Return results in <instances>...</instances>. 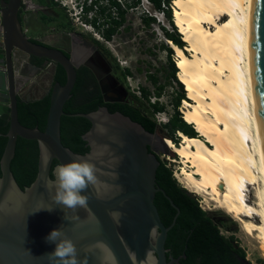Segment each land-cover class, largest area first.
Returning <instances> with one entry per match:
<instances>
[{
	"label": "water",
	"instance_id": "1",
	"mask_svg": "<svg viewBox=\"0 0 264 264\" xmlns=\"http://www.w3.org/2000/svg\"><path fill=\"white\" fill-rule=\"evenodd\" d=\"M22 0H0V121L8 124L6 145L0 158V264H51L47 254L55 243L46 237L53 230L62 231L76 245L79 260L86 264H180L168 256L165 242L174 226L179 209L156 187L158 155H167L165 139L147 132L140 124L121 113H109L106 107L75 116L90 123L81 139L89 151L73 153L60 139L63 108L76 82L77 63L57 49L33 44L24 35L19 10ZM15 51L57 64L66 74L64 85L55 83L49 90V110L44 131L29 129L18 121L17 104L29 80L17 85L20 78L13 70ZM251 57L255 101L264 140V0H254L251 28ZM39 98L33 99V102ZM38 144L37 174L21 190L11 170L17 139ZM43 146V147H42ZM89 159L96 168L97 185H90L81 195L89 197L86 208L66 209L51 200L46 187L53 161L69 163ZM161 192L176 211L165 227L154 204ZM42 207V208H41ZM49 208L51 210H49ZM39 209V210H38ZM111 213H119L114 219ZM156 229L155 235L152 230ZM104 245L107 253L96 245Z\"/></svg>",
	"mask_w": 264,
	"mask_h": 264
},
{
	"label": "bare ground",
	"instance_id": "2",
	"mask_svg": "<svg viewBox=\"0 0 264 264\" xmlns=\"http://www.w3.org/2000/svg\"><path fill=\"white\" fill-rule=\"evenodd\" d=\"M253 4L173 0V24L186 47L167 39L166 44L191 101H184L181 115L204 140L181 133L179 145L166 140L165 146L183 166L177 181L234 218L264 251V140L252 72Z\"/></svg>",
	"mask_w": 264,
	"mask_h": 264
},
{
	"label": "trees",
	"instance_id": "3",
	"mask_svg": "<svg viewBox=\"0 0 264 264\" xmlns=\"http://www.w3.org/2000/svg\"><path fill=\"white\" fill-rule=\"evenodd\" d=\"M6 1V0H5ZM90 1V6H84L83 21L94 27L95 30L100 31L105 41H110L111 38L118 34L119 29L125 23V12L121 10L120 5L116 0H85ZM115 7L118 10V19L114 16L104 3ZM125 3L132 0H123ZM154 8L164 14L169 25L173 28L172 32L167 31L161 27L165 39L171 41L175 46L184 49L186 44L182 41L181 35L177 33L173 24L171 13V0H150ZM137 3L127 5L128 8L135 6ZM94 7L96 10H94ZM94 11L91 19L87 18L88 13ZM143 27L150 28L154 23H157L154 18H143ZM102 27V30L99 28ZM106 27V28H104ZM129 28H124L128 31ZM93 43L99 45L100 43L93 40ZM163 50L167 54L168 68L161 69L164 76V84L158 85V78L154 74L147 73V80L155 87V92H150L147 89L140 88L141 97L133 95L135 101L140 102L144 100L150 110L157 113H164L165 107L158 101L154 104L150 102L152 96L160 99L163 96L165 86H171L173 83L179 86V93L176 94L172 102V107L175 109L174 114L170 117L168 122L164 125L167 126L173 133L180 132L187 137L200 138L194 131L193 127L186 124L182 115L179 112L182 101H188L186 93L183 90V85L177 79L178 70L172 59L173 51L170 47H164ZM144 54H151V51H146ZM139 73L142 71L139 69ZM121 78L124 81L128 76H131L130 70H123ZM66 81L65 71L58 66V70L53 77V83L64 85ZM50 97L49 93L41 99L33 102H24L19 100L17 104L18 121L19 123L29 129H38L44 131L46 118L49 110ZM99 107H106L110 113L119 112L124 116L129 117L132 121L140 124L147 132L154 133L158 126L152 119L144 115L138 108L123 104H103L101 97L96 99L93 103L83 105V108L74 109L71 106H64L63 116L61 117L60 125V139L66 148L75 154L84 155L89 151L85 147L86 143L82 141L81 137L89 128L90 123L81 117L75 116L77 114H89L96 111ZM8 131V124L0 121V158L6 145V133ZM175 145L179 144V138L176 136L170 139ZM38 144L36 141H28L21 138L17 139L15 147V155L11 161V173L21 190L28 187L35 179L37 173V160H38ZM160 161V160H159ZM57 161H53L52 169L57 165ZM1 176V172H0ZM156 183L170 198L173 204L179 209V215L176 219L175 225L168 232L165 242V248L169 250L168 256L179 258L182 255L184 259H180V264H250L245 259L244 251L237 245V241L233 238H225L220 234L218 227L212 220L202 211L197 201L187 191L180 187L172 176V172L166 165L160 161V165L156 171ZM159 202H162L167 209V215L163 216V208H160ZM160 210L162 216V223L168 227L176 211L170 206L169 202L165 200L162 194H158L155 202Z\"/></svg>",
	"mask_w": 264,
	"mask_h": 264
},
{
	"label": "rangeland",
	"instance_id": "4",
	"mask_svg": "<svg viewBox=\"0 0 264 264\" xmlns=\"http://www.w3.org/2000/svg\"><path fill=\"white\" fill-rule=\"evenodd\" d=\"M62 2L70 8V3L68 0H62ZM127 5L128 4L125 3L128 11L125 13L124 25L119 29L118 34L114 35L110 41L102 40L101 43L99 42L100 44L98 46L96 45V55H98V58H100L102 61H105L106 65H108V81L112 88L122 93L124 97L123 102L138 108L144 115L149 116L152 121H154L158 126V135L165 139V141L170 140L171 137L176 136L177 138H179L180 143L181 138L179 136H181V133H173L169 128H167V126H164V124H162L163 122L165 123L167 120H169L175 112V109L172 107V102L176 94L179 93V86H177V84L173 83L171 86H165L163 90V96L160 100L164 105L165 110L164 113L160 114L161 116H156L157 114L153 113L150 110L144 100L140 99V102H138L133 98V95H136L134 92H137V88H144L152 93L155 92V87L147 80V73L156 75V77L158 78V85L164 84V76L161 72H159V70L168 68L167 54L163 50V48L169 46L166 44V39L164 37L163 31L161 30V27L165 28L169 32H172L173 28L169 25L167 19L165 17H162L161 13L158 12L154 7L153 8L155 10H153L151 6H149V10L154 13L156 12L155 14L158 15V18L161 20V22L152 24L150 28H143V23H141L139 20V14L137 12L129 10ZM51 14L54 17L49 19V23L46 25L48 29L47 31L52 32V29H56L57 32L60 33V31L63 30V25L62 23L58 24V20H60L58 18L59 13L52 12ZM89 17H92V14H89L87 18ZM62 18L64 21H66L67 19L63 11ZM127 27L129 28V30L124 31V28ZM31 28L32 31L30 35L33 36V34L38 31L34 32L33 24ZM80 29V27H74L71 30L73 32H82V30ZM102 29V27L99 28V30ZM176 31L178 33L177 29ZM99 32L100 31L97 32V30L95 29L93 31L90 29L85 30L83 28V36L89 43H91V41L93 42L96 34ZM148 50L151 51V54H144ZM185 54H187V56L190 55L189 52H186ZM16 55L18 56L17 52ZM172 59L174 60L173 55ZM126 69L130 70L131 72L129 81L128 79H125L123 81L121 78L120 73ZM139 69L142 71L141 73L138 72ZM41 77V80L37 82L38 85H35V99L42 97L45 94V91L50 88L49 81L51 73L45 74ZM189 102L191 103L190 100ZM190 126L193 127V125ZM198 137L200 136L198 135ZM197 139L204 140V138L202 137ZM173 145L175 144L173 143ZM165 156L169 157V159L166 160V158H163L162 162L172 172V175L174 172L175 174L180 172V169H182L183 166L178 161V155L173 154L169 151V154ZM187 170H189V168H187ZM176 182L179 184L177 180ZM181 185L180 187H182ZM186 191L197 201L199 208L204 211L206 215L212 220V222L218 227L222 236H224L225 238L233 237L237 241V245L244 251L246 257L245 260L248 263L264 264V251L261 250V244L255 237L244 234L240 230L239 223L222 210L215 209V204L213 202L206 200V198L202 196L195 195L188 190ZM247 196L249 198V201L252 203L254 201V190L251 189ZM254 222H257L256 218L254 219Z\"/></svg>",
	"mask_w": 264,
	"mask_h": 264
},
{
	"label": "flooded vegetation",
	"instance_id": "5",
	"mask_svg": "<svg viewBox=\"0 0 264 264\" xmlns=\"http://www.w3.org/2000/svg\"><path fill=\"white\" fill-rule=\"evenodd\" d=\"M62 11L66 15V21H64L62 18ZM52 12L59 13L58 18L60 20H58V24L62 23L63 25H61L63 30L60 31V33L57 32L56 29H52V32L47 31L48 29L46 25L49 23V19L54 17L51 14ZM19 20L24 35L33 44L46 47L48 49H57L61 51L66 57L73 58L77 63L76 82L71 91V97L66 102L65 106H71L74 109L83 108V105L91 104L99 97H101L103 104L124 103V97L122 93L112 88L108 81V65H106L105 61H102L100 58H98V55H96V47L98 45L96 46V44H94L92 41L91 43H89L83 36V32H73L71 30L72 28H74V26L72 25L69 15L67 14L66 9L62 8L56 2V0H22V4L19 10ZM32 24L34 32L38 31L35 32V34L37 35H30L32 31ZM16 52L18 53V56L16 55ZM12 64L14 72L18 73L20 77L17 80V85H22L27 80H29V83H31L32 80L35 79L33 84L30 86V89L22 94L21 99L23 101H31L35 99V85H38L37 82L41 80V76L51 73L49 81L50 88L45 91V94L42 97L46 96L49 90L54 85L53 77L57 72L59 66L57 64L48 63V61L45 59L31 57L18 51H15L13 53ZM42 97H40L39 99H41ZM85 147L87 146L85 145ZM157 158L160 160V155H158ZM53 169L51 167V179L53 178ZM156 187L161 190L157 183ZM159 193L163 195L164 192H158L155 195L154 204L158 198ZM159 205L161 209L164 207L162 210L163 216L165 217L167 215V209L165 208L166 206L164 204L162 205V202H159ZM156 208L162 222L160 210L158 206H156Z\"/></svg>",
	"mask_w": 264,
	"mask_h": 264
},
{
	"label": "clouds",
	"instance_id": "6",
	"mask_svg": "<svg viewBox=\"0 0 264 264\" xmlns=\"http://www.w3.org/2000/svg\"><path fill=\"white\" fill-rule=\"evenodd\" d=\"M96 171L94 164L89 159L57 164L54 169L55 179L50 180L46 186L51 193L54 190V195L50 197L51 200L73 211L77 208H86L89 197L81 195V193L85 192L90 185H97ZM49 210L51 209L49 208ZM110 215L114 219H118L120 214L111 213ZM155 232L156 229H153V235H155ZM46 240L55 243L54 251L47 254L51 264H82L78 258L76 245L72 240L64 237L61 229L51 231ZM96 247L107 253L104 245L100 244L96 245ZM105 260L111 261V264H116L110 253L105 256ZM83 264H86V261Z\"/></svg>",
	"mask_w": 264,
	"mask_h": 264
},
{
	"label": "built area",
	"instance_id": "7",
	"mask_svg": "<svg viewBox=\"0 0 264 264\" xmlns=\"http://www.w3.org/2000/svg\"><path fill=\"white\" fill-rule=\"evenodd\" d=\"M69 3H70V8L62 2V0H56V2L64 9H66V12L67 14L69 15V18L72 22V25L76 28V27H80L83 32V28L86 30V29H90V30H93L94 31V27L90 26L89 24H87L86 22L83 21V15H84V6H90L91 5V2L90 1H85V0H68ZM116 2L120 5L121 7V10H123L125 13L128 11V9L126 8L125 6V3L123 0H116ZM137 3L135 6H131L129 8V10H132L134 12H137L140 16V22L142 23V19L143 18H154L157 20L158 23L161 22V20L158 18V15L155 14L154 12H151L149 10V6H151L152 8L154 7L151 3L150 0H132V1H128V5H131L132 3ZM171 2H173V0H171ZM104 6H106L108 8V11H110L112 13V15L114 16L115 19H118V10L117 8L115 7H110V5L107 3V1L104 3ZM69 8V9H68ZM170 8L172 9V5L170 6ZM94 10H96V8L94 7ZM153 10H155L153 8ZM94 11L88 13L89 14H92V17L94 15ZM87 15V17H88ZM161 16L164 17V14L161 13ZM92 17H89V19H91ZM1 18V17H0ZM143 27V26H142ZM144 28V27H143ZM95 39L96 41L98 42H102L103 37L101 35V33H97L96 36H95ZM2 42V35H1V32H0V43ZM174 61V60H173ZM128 81L130 80V76L127 77ZM137 97L140 98V89L137 88V92H134ZM162 98V97H161ZM161 98L160 99H157L156 97L152 96L151 99H150V102L152 104L156 103L157 101L159 103H161ZM183 103L184 101L181 102V106L179 108V112L181 113V109L183 108ZM161 113H157L156 116H161L160 115ZM163 122V121H161ZM168 122V120L162 124H166ZM163 158H166V160L169 159V157H166L165 155H160V161L162 162L163 161ZM175 172L173 173V177L175 178ZM176 179V178H175ZM177 180V179H176ZM180 184V183H179ZM181 185V184H180ZM182 188H183V185H181Z\"/></svg>",
	"mask_w": 264,
	"mask_h": 264
},
{
	"label": "crops",
	"instance_id": "8",
	"mask_svg": "<svg viewBox=\"0 0 264 264\" xmlns=\"http://www.w3.org/2000/svg\"><path fill=\"white\" fill-rule=\"evenodd\" d=\"M34 80H35V79H33L32 82L29 83V84H28V85H27V86L21 91L22 94H24L25 92H27V91L29 90V88H30L29 86H31V85L33 84ZM44 86H46V85H44ZM39 98H40V97H39Z\"/></svg>",
	"mask_w": 264,
	"mask_h": 264
}]
</instances>
